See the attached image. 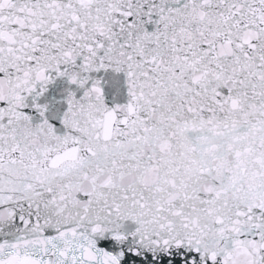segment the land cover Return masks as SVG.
<instances>
[{
  "label": "snow or ice",
  "instance_id": "6c2138e0",
  "mask_svg": "<svg viewBox=\"0 0 264 264\" xmlns=\"http://www.w3.org/2000/svg\"><path fill=\"white\" fill-rule=\"evenodd\" d=\"M0 264H264V0H0Z\"/></svg>",
  "mask_w": 264,
  "mask_h": 264
}]
</instances>
